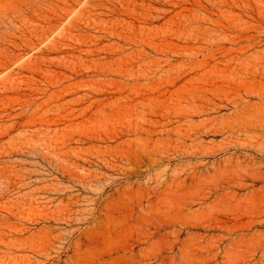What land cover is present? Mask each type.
Returning <instances> with one entry per match:
<instances>
[{"label":"rangeland","instance_id":"374dc122","mask_svg":"<svg viewBox=\"0 0 264 264\" xmlns=\"http://www.w3.org/2000/svg\"><path fill=\"white\" fill-rule=\"evenodd\" d=\"M0 264H264V0H0Z\"/></svg>","mask_w":264,"mask_h":264}]
</instances>
